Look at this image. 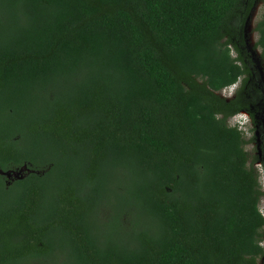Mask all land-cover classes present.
Returning a JSON list of instances; mask_svg holds the SVG:
<instances>
[{
  "label": "trees",
  "instance_id": "obj_1",
  "mask_svg": "<svg viewBox=\"0 0 264 264\" xmlns=\"http://www.w3.org/2000/svg\"><path fill=\"white\" fill-rule=\"evenodd\" d=\"M257 1L0 0V264H264Z\"/></svg>",
  "mask_w": 264,
  "mask_h": 264
},
{
  "label": "rangeland",
  "instance_id": "obj_2",
  "mask_svg": "<svg viewBox=\"0 0 264 264\" xmlns=\"http://www.w3.org/2000/svg\"><path fill=\"white\" fill-rule=\"evenodd\" d=\"M263 2L262 0H258L256 2V4L254 5V7L252 8L247 22L245 24V29H244V38H245V42L247 45V49L249 51V53L251 54L252 60L255 64V70L251 71L252 74H250V79L249 81L253 80V73L256 72L258 78L257 80H259V82H262L264 79V65L263 62L260 60V50L254 48V44L257 41L258 38V34L255 30L256 25L258 24V22L261 19L262 16V12H263ZM240 86V81H238L235 85L230 86L228 88H226L225 90H223V94L225 95H229L230 93H234V90L236 88H238ZM249 112H253V123H254V131L250 132V129L248 130V133L243 134L247 139L251 136H254L253 142L245 145V151L248 153V155L250 157H255L257 156V159H259V149H258V141L257 139L259 138V127L260 124H262V126L264 125V106L263 104H257L255 106H250L249 110H247ZM227 124L229 126H232V122H231V118L228 119ZM255 167H257L259 169V173H261L260 171V165L259 163H256ZM262 186H263V181H262V177L259 178ZM260 206L259 209L261 210V212L264 214V198L261 197L260 202H259ZM62 262V259H57L56 264H60Z\"/></svg>",
  "mask_w": 264,
  "mask_h": 264
},
{
  "label": "clouds",
  "instance_id": "obj_3",
  "mask_svg": "<svg viewBox=\"0 0 264 264\" xmlns=\"http://www.w3.org/2000/svg\"><path fill=\"white\" fill-rule=\"evenodd\" d=\"M221 97H224L222 92L219 93ZM232 96L229 95V97ZM226 97V98H229ZM231 118L232 126L238 129V131L242 132L243 134L248 133V130L251 129L250 119L246 113H238Z\"/></svg>",
  "mask_w": 264,
  "mask_h": 264
},
{
  "label": "water",
  "instance_id": "obj_4",
  "mask_svg": "<svg viewBox=\"0 0 264 264\" xmlns=\"http://www.w3.org/2000/svg\"><path fill=\"white\" fill-rule=\"evenodd\" d=\"M258 144L260 145V140L259 138L257 139ZM258 145V147H259ZM260 154V153H259ZM26 171V173H30V171L27 170L26 167H22L19 171H7V172H2L0 170V174L4 175L7 179H13V180H19L22 179V173Z\"/></svg>",
  "mask_w": 264,
  "mask_h": 264
},
{
  "label": "flooded vegetation",
  "instance_id": "obj_5",
  "mask_svg": "<svg viewBox=\"0 0 264 264\" xmlns=\"http://www.w3.org/2000/svg\"><path fill=\"white\" fill-rule=\"evenodd\" d=\"M7 172V171H5ZM0 176L3 178V182L6 186L10 185L12 182H13V179H7L4 175H1Z\"/></svg>",
  "mask_w": 264,
  "mask_h": 264
},
{
  "label": "built area",
  "instance_id": "obj_6",
  "mask_svg": "<svg viewBox=\"0 0 264 264\" xmlns=\"http://www.w3.org/2000/svg\"><path fill=\"white\" fill-rule=\"evenodd\" d=\"M232 86H233V85H232ZM225 89H226V88H225ZM225 89H223V90H225ZM223 90H222V91H223ZM222 91H221V92H222ZM222 94H223V92H222ZM231 94H232V93H230L229 95H231ZM229 95H225V94H223L224 97H229ZM245 134H246V133H245ZM262 180H263V179H262ZM263 186H264V182H263Z\"/></svg>",
  "mask_w": 264,
  "mask_h": 264
}]
</instances>
